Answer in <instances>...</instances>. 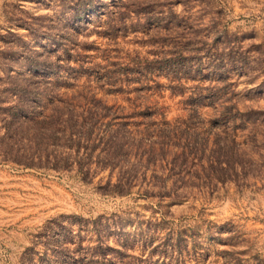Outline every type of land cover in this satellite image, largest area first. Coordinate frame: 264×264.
Here are the masks:
<instances>
[{
  "label": "rangeland",
  "instance_id": "374dc122",
  "mask_svg": "<svg viewBox=\"0 0 264 264\" xmlns=\"http://www.w3.org/2000/svg\"><path fill=\"white\" fill-rule=\"evenodd\" d=\"M0 264H264V0H0Z\"/></svg>",
  "mask_w": 264,
  "mask_h": 264
},
{
  "label": "trees",
  "instance_id": "16d2710c",
  "mask_svg": "<svg viewBox=\"0 0 264 264\" xmlns=\"http://www.w3.org/2000/svg\"><path fill=\"white\" fill-rule=\"evenodd\" d=\"M62 122V121H61ZM62 124V123H61ZM181 158H182V164H186L187 162H186V157H187V155L185 154V152H182L181 154ZM177 163H175V165H176ZM151 194H154L153 192L151 193ZM163 196V195H162ZM176 198V197H175ZM107 246V245H106ZM100 256H102L101 258H102V261L101 262H103L104 263V261H108L109 259H107V257H105V255L103 254V255H101L100 254Z\"/></svg>",
  "mask_w": 264,
  "mask_h": 264
}]
</instances>
